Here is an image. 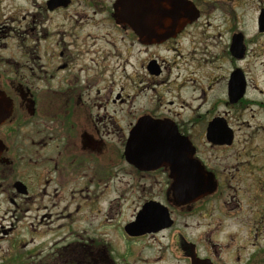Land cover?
I'll use <instances>...</instances> for the list:
<instances>
[{"label":"flooded vegetation","instance_id":"flooded-vegetation-1","mask_svg":"<svg viewBox=\"0 0 264 264\" xmlns=\"http://www.w3.org/2000/svg\"><path fill=\"white\" fill-rule=\"evenodd\" d=\"M119 4L0 0V204L11 205L16 221L35 222L31 233L52 236L48 250L29 251L17 264H191L193 257L264 264V137L254 142V133L264 136V101L252 91L246 61L248 45L264 38V0H127L124 10ZM239 39L245 52L236 59L231 45ZM223 60V96H214L207 82L214 83ZM235 71L244 92L231 103ZM252 108L263 119L245 147L230 151L231 115ZM143 119L174 127L191 144L214 192L181 205L168 166L140 170L127 162L126 144ZM217 120L233 132L230 145L207 141ZM230 157L227 179L219 169ZM239 196L246 210L234 203ZM128 197L135 206L122 231L141 214L151 232L121 233V248L105 234L87 235L86 223L92 228L96 220L108 229L114 207ZM166 212L171 225L160 229ZM215 212L220 220L212 219ZM201 215L210 220L207 230L195 237L180 231L183 221L187 228ZM222 218L243 230L221 231Z\"/></svg>","mask_w":264,"mask_h":264},{"label":"rangeland","instance_id":"rangeland-1","mask_svg":"<svg viewBox=\"0 0 264 264\" xmlns=\"http://www.w3.org/2000/svg\"><path fill=\"white\" fill-rule=\"evenodd\" d=\"M249 14L246 16V29L249 35L253 33V27L251 20L249 19ZM252 37V36H249ZM248 54L246 58L247 63L250 65L251 75L254 79L252 91L254 93H261L259 95V99L264 101V38L257 43H250L248 45ZM245 61V62H246ZM236 67L240 66L239 63H234ZM232 67V65H231ZM226 65L225 61L222 62V70L219 72H214L213 81L212 79L208 84H212V91L214 92V96L220 95L223 96V89L225 83L226 76ZM195 95L197 93L195 92ZM253 110V111H252ZM237 113L231 115V123L232 127L235 129L236 143L235 146L230 151H239L242 147H245V144L242 142L248 140L249 134L252 132L254 126H257L260 121L263 119V113L259 108H252L246 110L245 113H242L239 117ZM250 125V126H249ZM252 127V128H250ZM255 134V143H260V137H264L260 133ZM232 152H229L231 154ZM235 165V160L233 157H230L226 161V167L219 169L222 175L229 179L231 175H233V169L230 167ZM231 187L235 184L231 182ZM232 195L233 192L229 191ZM238 199V202L236 200ZM246 200H243L240 196L234 200V203H240L244 210L247 209ZM264 202H262V206ZM134 200L132 198H127V201H120L118 211L113 209L114 212H117V217L111 220V223L107 224L110 226L107 228H97L98 220L93 222V227L89 228L88 223H86V233L88 236H98L100 234L107 235L105 238H110L112 241L117 242L119 248L123 245L122 231L125 223L128 222L129 216L134 208ZM11 205L5 203L4 205L0 204V231L3 230H11L8 233H0V264H17L18 259L21 255L26 254L27 252L38 253L40 251H46L49 248V244L52 236L49 233H34L29 230V225L33 224L36 227L35 222H30L29 220L24 221H16V218L12 215L13 213ZM212 219H221V215L217 212L214 213ZM209 218L201 215L200 217H195L193 219L187 220L185 228L183 226L184 221L180 224L179 228L182 233H186L190 237H195L199 235V233L208 229ZM264 222V220H263ZM217 223V222H215ZM221 223V231L228 232L233 230H243L238 224L237 220L222 218ZM264 225V224H263ZM243 234V233H241ZM262 241L261 248H264V233H262ZM104 239V237H103ZM147 257L150 258L153 256L152 251H146ZM146 257V256H145ZM169 258V256H167ZM151 264V263H150ZM165 264H169V262H165Z\"/></svg>","mask_w":264,"mask_h":264},{"label":"water","instance_id":"water-1","mask_svg":"<svg viewBox=\"0 0 264 264\" xmlns=\"http://www.w3.org/2000/svg\"><path fill=\"white\" fill-rule=\"evenodd\" d=\"M127 0H120L123 10ZM126 11V10H125ZM123 11L121 21H126L127 13ZM260 30L264 31V10L259 19ZM241 39L231 45V53L236 59H241L245 49ZM244 92V83L239 71H235L230 81V100L236 102ZM1 104V103H0ZM233 132L222 121H214L208 126L207 141L214 145H230ZM194 148L176 129L164 123L143 119L134 128L126 144L124 156L130 164L140 170L168 166L174 179V198L181 205L195 202L215 191L216 183L211 174L205 175L200 164L192 158ZM147 209V207H146ZM145 210V209H144ZM166 211L165 209H163ZM165 222L160 229L168 228L171 220L166 212ZM146 219L140 214L137 220L124 227L125 233H149L146 230ZM191 264H212L209 260L196 257Z\"/></svg>","mask_w":264,"mask_h":264},{"label":"snow or ice","instance_id":"snow-or-ice-1","mask_svg":"<svg viewBox=\"0 0 264 264\" xmlns=\"http://www.w3.org/2000/svg\"><path fill=\"white\" fill-rule=\"evenodd\" d=\"M145 211H148V209H145Z\"/></svg>","mask_w":264,"mask_h":264}]
</instances>
